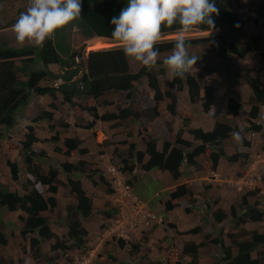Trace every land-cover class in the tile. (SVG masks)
Listing matches in <instances>:
<instances>
[{"label": "trees", "instance_id": "16d2710c", "mask_svg": "<svg viewBox=\"0 0 264 264\" xmlns=\"http://www.w3.org/2000/svg\"><path fill=\"white\" fill-rule=\"evenodd\" d=\"M5 0H0V3ZM233 0H217L219 15L215 17L216 29H229L234 32H240L243 27V21L240 16L234 13L231 8ZM126 6V0H83L81 18L74 22L73 25L58 31L55 36L45 42L43 47L34 45L22 48L9 47L7 43H0V137L5 132L13 131L18 123L19 117L23 115L26 108L35 98L43 96L54 97L55 93L60 94L63 101L75 106V100L83 98L98 100L107 94H126L125 107L118 108L117 113H104L99 115L94 107H86L76 105L78 110L85 109L92 117L93 121L88 124L87 129H91L96 120L102 122L123 121L132 119L140 132H151L158 128L160 118V105L165 104V111L171 116H177L179 113L180 97L179 93L185 91L188 96L189 104L200 106L201 113L205 117L213 118V108L216 105L214 95V87L207 82L201 84L195 76L187 75L186 79L176 78L172 75L167 81L166 87H160L159 76H165L166 71L160 68L158 73L153 68L146 69L141 67L137 72H132L129 64V58H126L122 47L112 49L89 51L85 55V49L74 50L70 46L71 32L78 30L79 34L86 40L94 38L106 39L114 41L111 38L113 26L110 21L112 17L118 16L120 11ZM162 35H169L179 32V25L170 28H161ZM201 32V31H198ZM191 44L190 48L202 46H215L216 57L222 61L221 70L225 75L227 82L232 83L233 78L242 75L248 90L250 106L248 112V127H234L230 125V121L215 122L211 131H203L202 129H190L189 133L193 139L198 141L197 145L192 144L181 138L180 134L175 136V141L171 143L164 140L161 149H157V139L150 134H146L142 142L145 150L138 151L132 144L128 146L126 156L121 160V169L126 174H131L134 165L128 163L134 159L136 164L140 165L144 171L160 170L168 172L173 180L181 177L180 169H193L187 171L185 175H192L193 171H200L209 168L215 171L220 159L224 158L230 165H236L249 157V150L245 152L237 151L232 155H227L223 149V142L231 138V133L237 130H243V133L256 132L261 133L264 130V124L260 120L262 108H264V81L243 73L236 66L232 57L236 56L243 59L248 54H252L256 59L264 61V52H261L260 37L252 35L244 39L240 43L237 37L231 41H226L222 35L217 34L210 37H201L193 39H185ZM176 40L158 42L156 48L160 55L171 52ZM78 57L81 64L76 69L69 70L65 73V83L58 89L47 85H41L47 81L53 80L57 75L49 70L50 65H58L61 68L71 67L74 65V59ZM19 62L18 66L16 63ZM159 66H164L162 62ZM157 67V66H156ZM80 68L85 70L80 79L71 81L72 77L77 75ZM208 74L214 72L216 68L209 65L205 68ZM22 75L23 79H20ZM146 79L147 89H138V84ZM223 79V80H225ZM231 80V81H230ZM152 91V98L150 97ZM135 95L137 98L135 99ZM151 98L149 105L145 104V100ZM107 105V103H105ZM53 107V106H52ZM242 104L234 98H228L226 119L233 120L239 116L242 111ZM52 114L46 111H39L32 121V124L26 127L27 133L22 142V156L26 171L34 178V182H28L24 185L26 193L18 194L0 183V209H6L8 212L20 211L19 219L23 226L20 235L23 239H28L30 255L33 258L41 257L44 262H59L63 258H67L68 264H77L74 259L67 255L69 251H76L78 258H85L89 251L87 236L88 230L82 225V220L92 216L93 200L87 196L86 190L83 188L80 180L73 177L75 174H86L93 187L99 184L108 187L107 181L103 176H99L98 181L93 179V175L97 171L86 172L85 162L79 161L76 164L61 163L58 167H49L47 172H43L40 163H34L33 159H42L44 154H37L32 151V144L37 143L35 137L34 124L41 120H50ZM188 123V118L184 119ZM159 130V129H158ZM264 136V134H263ZM243 137L242 146L250 147V141ZM57 137L52 138L56 141ZM264 143V137H263ZM80 141L77 138H67L63 141L65 148L64 155L71 156L74 153L85 155L87 151L80 148ZM206 150H210L207 160L204 163L197 162L198 158L205 155ZM60 152V150H58ZM147 160L144 162V158ZM12 180L19 177V167L16 162L7 161ZM204 167V168H203ZM63 172L67 175V187L69 193L73 196L75 202L66 208L63 217V227L66 234L58 237L50 228L49 221L42 215L46 211H54L57 208V202L54 195L57 192L60 181L58 175ZM264 183V172L262 175ZM50 194L47 198L43 196L44 192ZM108 192H110L108 190ZM186 199L193 203V194L185 185H179L169 195V200L164 204L166 211L174 208L172 201ZM187 213L190 210L187 208ZM238 208L231 207L229 215L234 222L235 227L247 223H258L264 219V211L259 209L257 205H249L246 197H242ZM151 210H154L152 207ZM114 211H105V218H110ZM1 213V212H0ZM215 222L222 223L227 214L221 210L213 213ZM3 223L0 221V246H6L8 238L5 235ZM104 224L101 225V228ZM176 233V230L171 229ZM199 229H193V233ZM239 237V240H238ZM232 244L236 250V255H232L231 247H225L221 241L220 244L223 251V258L217 264H264V232L258 230L246 231L236 236ZM241 239V240H240ZM49 243L48 253L43 252V246ZM135 252L139 249V245L134 240L130 242ZM180 242L177 241V244ZM176 244V243H175ZM119 249L126 247V241L120 240L117 243ZM201 245L185 244L181 251L177 247H173L171 253L167 256V263L162 264H179V255L191 257L190 262L180 264H198V249ZM49 253L55 254L49 257ZM254 254V257L252 256ZM3 259H0L2 264ZM122 264V263H119ZM150 264H160L152 261Z\"/></svg>", "mask_w": 264, "mask_h": 264}, {"label": "rangeland", "instance_id": "374dc122", "mask_svg": "<svg viewBox=\"0 0 264 264\" xmlns=\"http://www.w3.org/2000/svg\"><path fill=\"white\" fill-rule=\"evenodd\" d=\"M28 7V0H5L0 3V43H7L9 47L22 48L28 47L30 44H19L15 39V33L13 31V23L16 22L19 15L26 11ZM231 10L238 14L243 21V27L240 32H234L229 29H217L213 35L220 34L226 41H231L234 37H237L241 42L247 37L252 35H258L260 37L259 44L261 45V52H264V0H233ZM212 35V36H213ZM208 37L204 32L194 31L192 33L176 32L169 35H161L159 42L183 39H193ZM102 46L96 50L112 49L115 47H122L118 42L110 41L106 39L94 38L91 40L84 39L78 32L73 30L71 32L70 46L74 50L85 49V52H89L94 47ZM190 52H194L201 56V59L197 61L195 69L191 71V75L195 76L198 81L203 84L207 82L209 85L214 87V95L216 98V105L213 108V118H207L201 113V107L189 104L188 96L185 91L179 93L180 105L179 113L177 116H171L165 111V104L160 105V118L158 128L151 132H147L157 139V143L160 148L164 140H168L173 143L177 134L181 135V138L197 145L199 142L195 141L190 135V129L200 128L203 131H211L214 127L215 122H226L230 121L231 126L247 128L248 127V112L250 106L249 101V90L242 78V75L237 78H233L230 82H227L225 75L219 69L222 61L216 57L215 46H202L193 47L189 49ZM169 53L162 54L159 57V62H162ZM233 63L238 66L243 73L257 79L260 82L264 81V61L256 59L252 54H248L243 59L236 56L232 57ZM158 62V63H159ZM154 66L153 71L158 73L160 68H164L166 71L165 76H159L160 87L165 88L168 80L171 79L172 74L167 70L165 66ZM18 66L19 62L16 63ZM129 64L132 72H137L142 65L129 58ZM216 68V70L208 74L205 70L207 66ZM20 79H23L22 75H19ZM225 79V80H223ZM228 85L225 89V82ZM52 80L42 85L50 86ZM138 89H147L146 79H143L138 84ZM152 98V91L150 92ZM126 94H107L104 97L91 101L90 99H82L81 102L86 107H101L103 101H107V111L109 113H117L118 108L125 107ZM137 95H135V99ZM151 98L145 100V104L151 103ZM228 98H234L237 102L242 104V111L239 116L233 120H227L223 108L227 107ZM48 100V101H47ZM47 100H44L41 106L38 107L34 113H28V120L32 122L37 113L41 110L51 112L53 117L50 121H40L36 123L39 129L42 131L40 144L47 143V150H44L40 145L34 149L36 151L43 150L46 153L44 159L38 160V163L44 165L42 167L43 172H47L50 165L56 168L61 163L70 161L67 156L64 155L63 140L66 138H77L80 141V148L85 149L87 153L80 155L74 153L72 155L74 159L79 161H85L86 171H97L93 177H97L100 174H104V171L109 167V158L111 163L120 168V161L126 156L128 146L121 138H116L113 128L108 132L107 138L113 141L112 147L106 149L103 146L102 137L96 132L88 136L79 135V131L84 129V126L88 124L83 110H78L77 107L66 104L62 97L57 94L54 97L49 96ZM77 103V102H76ZM226 105V106H225ZM39 106V105H38ZM53 106V107H52ZM24 114V112H23ZM88 115V114H87ZM89 116V115H88ZM31 117H33L31 119ZM188 118V123L184 119ZM260 120L264 124V108L261 111ZM42 122V123H41ZM125 123V124H124ZM123 125V132L130 133L135 136L136 141L142 143L143 137L147 134L140 132L138 127L134 126V121H115L113 127ZM132 125L134 127H132ZM52 126V127H51ZM129 126V127H128ZM121 127V126H120ZM136 127V128H135ZM159 129V130H158ZM240 131V130H239ZM244 129L241 130L242 137L250 141V147L245 148L241 142L235 141L232 136L228 140L223 142V149L226 154L231 155L237 151L245 152L249 150V157L243 161L238 162L236 165H230L226 161L218 166L215 171L209 168H204L200 171H193L192 175H185L187 171L193 169H180L182 174L178 180H173L171 175L168 176V180L159 181L156 178H151L150 175L138 178L136 173H131L130 177L135 178L133 184V192L135 195L142 198L143 203L145 201L154 202L152 203L153 208L156 209L160 215H165L160 211L159 199H166V187H177L179 185H185L188 190L193 194V203L186 199H181L182 204L176 208L172 213H166L165 222L161 224H155L152 228H146L144 232L138 235L139 249L135 252L133 247L126 246L124 249H120L117 246V242L114 238H109L108 234L105 233L101 225L106 222V218L103 216L105 211H110V206L106 202L108 198L109 188L105 185L99 184L97 187H93L85 178L82 181L85 182L87 189L86 193L93 200L94 207L92 216L86 220H82V225L89 228L91 238L86 239L87 243L94 249V255L91 256V260L87 264H150L152 261L167 263V256L171 253L173 247H177L178 251H181L185 244L195 243V240L202 243V247L198 252V263L199 264H217L223 258V251L219 246L211 241L212 236L207 235V230L212 226L213 231L221 229V238L224 240L225 247H231L232 251L235 250L233 247L234 240L237 241L236 236L242 233V230L254 231L258 230L264 232V219L259 223H247L239 227H235L229 212L231 207L240 212L238 205L242 197H246L249 205H257L259 209L264 211V183L259 179L258 175L261 176L264 171V143L263 134L264 130L259 134L256 132L243 133ZM27 131L21 128H16L14 131L5 132L0 137V183L9 188L11 191L18 194H23V182L25 174L22 171V176L18 180H12L10 176L9 167L7 161H19L22 154L20 150L19 141L24 139L23 136ZM254 134V136H252ZM53 137H58L55 142L51 141ZM102 141V143H101ZM58 144L62 145L61 153L57 154L52 151L54 148H58ZM248 149V150H247ZM210 150H206L205 155L198 158L197 162L204 163L207 160V156ZM111 156V157H110ZM71 157V156H69ZM99 161V163L96 162ZM88 161V162H87ZM76 163V162H71ZM86 174L83 175L85 177ZM127 176V174H126ZM60 185L58 186V207L56 211H47L43 213L50 224L51 230L60 238L66 234V229L63 227V217L66 213V208L69 204L74 203L73 196L69 193V189L64 185L65 175L60 176ZM243 180V182H242ZM97 181V180H96ZM110 185V184H109ZM44 197L50 196L45 191ZM157 196V197H156ZM154 200V201H152ZM191 205L193 208L192 214H187L185 211L186 205ZM188 208V206H187ZM191 208V209H192ZM217 209L225 212L227 218L221 223L217 224L212 218V213ZM0 221L5 235L8 238L6 246H0V259H3L2 264H68L67 258L59 260V262H44L41 257L33 258L30 255L29 241L23 239L20 235L21 227L23 226L20 221V215H23L20 211L8 212L6 209H0ZM102 214V215H101ZM200 227V228H199ZM216 227L218 229H216ZM175 229L176 233L172 232L171 229ZM193 229H199L200 234L195 232ZM210 231V229L208 230ZM93 235V237H92ZM215 236V235H214ZM239 240V237H238ZM241 240V239H240ZM177 241L180 243L177 244ZM176 243V244H175ZM49 243H45L43 246V252L48 253ZM173 251V250H172ZM69 258H73L74 261L81 262V258H78V253L74 251L67 252ZM49 257H53L55 254L49 253ZM188 262V258L184 255H179L180 262ZM200 261V262H199Z\"/></svg>", "mask_w": 264, "mask_h": 264}, {"label": "clouds", "instance_id": "9594fccd", "mask_svg": "<svg viewBox=\"0 0 264 264\" xmlns=\"http://www.w3.org/2000/svg\"><path fill=\"white\" fill-rule=\"evenodd\" d=\"M82 5H83V0H28V7L26 8V11L22 12L19 15L15 24L13 25V31L15 33V39H16L17 43H19L21 45L27 43V44H30L31 46L34 45L36 47H43L45 42L48 40H51L58 31L63 30L70 25H73L74 22H76L77 20H79L81 18ZM219 11L220 10L217 7V0H126V6L120 11L118 16L112 17V19L110 21L111 25L113 26V29L111 32V38L115 42H118L122 46V51H123L126 58H130V59L134 60L135 62L139 63L140 65H142L146 69H151L152 67L156 66L157 63L159 62L160 53H159L158 49L156 48V45L158 44L160 37L162 35V32H161L162 26L165 28H170L174 25H179V31L182 33L188 34V33L194 32V31H201V32H204L208 37H210L213 35V33L215 31H217L216 23H215V17H218ZM190 47H191V44L189 41H186L183 38L177 39L175 44H174V47L172 48V50L170 52V54L167 55V57L164 58L162 61L163 65L167 68V70L176 78L186 79L187 75H189L191 73V71L193 69H195V65L197 64V61H199L201 59L200 55H197L194 52L189 51ZM102 50H105V49H102ZM96 51H98V50H96ZM87 53L88 52H85V55ZM59 69H61L60 66H58L57 70L55 71V75ZM73 77H72V79H73ZM55 79H53L52 82ZM72 79H71V81H76V80L80 79V77L78 79L76 78L75 80H72ZM48 82L49 81H47L45 83H48ZM42 84H44V83L42 82L41 85ZM50 87H52V83L50 84ZM57 94L58 93H55L56 96H57ZM83 99H86V98H83ZM81 100H75V104L76 105L81 104V106L83 107V106H85V104L82 103ZM66 104H68V103H66ZM76 105H75V107H77ZM93 107L96 108V111L98 113L97 107L95 105H93ZM77 109H78V107H77ZM226 109H227V107H226ZM84 111L91 118L90 121H87L89 124L90 122L93 121V119H92L91 115L86 110H84ZM46 112H48V111H46ZM49 113H51V112H49ZM52 117H53V115H52ZM50 120H41V121H50ZM97 121H99V120H96L93 123L91 129H87L88 124L84 126V129L85 130H93ZM31 124H32V122L30 121L28 124L23 126L21 124V122H19V124L16 128L19 127L21 129H24L25 131H27L26 127L31 125ZM34 126H35V124H34ZM231 136L237 142H242V140H243V137L241 135V131H239V130L233 131L231 133ZM252 136H254V134ZM36 138L38 139L37 143H40V140L43 142L42 139H40L38 137H36ZM24 139L22 141H19L20 150H22V142L24 141ZM53 142H55V141H53ZM37 143L32 144V146H31L32 151L34 153L39 154V155L41 153L44 154L43 157H40V158L44 159L46 156V153L43 150L36 151L34 149L36 146L33 147ZM135 147L137 149V146H135ZM143 149L145 150V146L143 147ZM138 151H141V150H138ZM54 152L57 154H60L61 150H60V152L59 151H54ZM67 157H69V156H67ZM145 158H147V157H145ZM145 158H144V162L147 160V159L145 160ZM36 159L37 158L33 159L34 163H38V160H36ZM222 159H224V158H222ZM39 160H41V159H39ZM14 162H16L18 164V167H19L18 179L21 178L22 171L25 174V177L23 179L24 182L22 183L23 184V194H24V193H26L24 185L27 186V183L30 181L34 182V178L26 171L25 165L23 163V156H21L19 161L17 160ZM64 163L76 164L77 162L71 163L69 161H66ZM128 163L129 164L132 163L134 165V170L132 173H134L137 168L141 169L140 165L136 164L134 159H131ZM41 166L43 167L44 165H41ZM50 166H52V165H50ZM110 167H115L122 172V175H123L122 176V182L129 187L131 194L143 203L142 198L135 195L133 192V184H134L135 178L130 177L129 174H127V176H126V173H124L121 169V164H120V168H118L114 164L109 165V167L106 169V171H104V174H100V176H103L106 179L107 184H108V188L110 191L108 193V198H107L106 202L108 203V205L111 208L110 211H114L113 215L110 218H106L105 219L106 222L102 223V224H104L103 230L105 231L106 234H108L107 231L109 230V228L111 226V220H113L117 216V210L114 207V205L112 204V202H113V194L117 191L118 185L113 183L112 177L110 176V173H108V169ZM141 170H143V169H141ZM85 171H86V169H85ZM151 171H153V170H151ZM86 172H88V171H86ZM144 172H147V174H148V172H150V171H144ZM161 172H163V171H161ZM164 172L168 173L166 171H164ZM263 172L264 171H262L261 176L258 175V177H260L259 179L261 181H262ZM62 174H64V173L60 172L58 175L59 181H60V176ZM64 175H65L64 185L67 187V185H66L67 175L66 174H64ZM83 175H84V173L83 174H77V175L73 174L72 176L75 178H78L80 180L81 184H82V178H85L90 183V181L88 180L86 175H85V177H83ZM97 178L99 179V177H97ZM171 178H172V176H171ZM93 179L95 181L96 180L98 181V179H96L94 177H93ZM82 186H83V184H82ZM166 189H167L166 190V193H167L166 199H164V200L159 199L160 211L163 212L165 215H161V214L159 215L157 213L156 209L153 208L154 206H152V203H154V202L151 203L149 201L148 202L145 201L143 203L144 206H146L147 210H149L154 215L155 219L151 221L150 225L142 227V230L139 233H136L131 240L139 242L138 241L139 240L138 235L141 232H144V230L146 228L150 229L155 224H161L163 221L165 222V219L167 218L166 213H172L176 208H179V206L182 209H184L180 205L182 203H181V201H179L181 199H179V200L172 201V203L175 206L171 211H166L164 204L166 203V201L169 200V195L176 189V187L172 188V185H171V187L168 186V188L166 187ZM57 194H58V189H57L56 194L54 195L55 199H56ZM87 196H89V195L87 194ZM73 201L75 202L74 198H73ZM152 201H154V200H152ZM56 202H57V200H56ZM69 205H71V204H69ZM94 206L95 205L93 203V207ZM57 207H58V204H57ZM151 207L154 210H151L150 209ZM191 208H192V206L189 205L188 206V209L190 210L189 213H187V210L185 208V211L187 214H192L194 212L193 208L192 209ZM217 210H219V209H217ZM43 213H45V212H43ZM43 213H42V215H43ZM104 213H103V216L105 217ZM212 218H213V213H212ZM213 220H214V218H213ZM215 223H217V222H215ZM217 224H221V223H217ZM209 229H210V231H208ZM209 229H204V230H207L208 236H212L211 241L214 243V245L216 244L217 246L220 247V244H218L216 242L221 241V240H222V242L224 241L220 236L221 235V229H218L216 227V229H218V232L214 230L213 234H212V229H213L212 226ZM197 233L200 234V230ZM108 236H109V238H114L117 243H118V241L123 240V239H117L115 236H111L109 234H108ZM131 240L126 241V246L131 247V245H130ZM192 244H195V243H192ZM195 245H201V247H202V243H198ZM200 248L198 249V252H199ZM220 249H221V247H220ZM232 255L233 256L236 255V250H233ZM252 256L254 257V254H252ZM187 258L189 260L188 262H190L191 257H187ZM197 260H198V257H197Z\"/></svg>", "mask_w": 264, "mask_h": 264}, {"label": "built area", "instance_id": "2783aa9c", "mask_svg": "<svg viewBox=\"0 0 264 264\" xmlns=\"http://www.w3.org/2000/svg\"><path fill=\"white\" fill-rule=\"evenodd\" d=\"M81 64L78 57L74 59V65L71 67H64L56 73L57 78L52 82V87L58 89L65 83L64 75L72 69H76ZM85 72L80 68L77 75L72 80L78 79ZM108 173L112 177L113 183L118 185L117 191L113 194L112 204L117 210V216L111 220V226L107 233L115 236L117 239L125 241L131 240L136 233L142 230V227L150 225L151 221L155 219L154 215L147 210L146 206L139 201L130 192L129 187L122 182V172L115 168L110 167ZM243 182V180H242Z\"/></svg>", "mask_w": 264, "mask_h": 264}, {"label": "crops", "instance_id": "0c3cea01", "mask_svg": "<svg viewBox=\"0 0 264 264\" xmlns=\"http://www.w3.org/2000/svg\"><path fill=\"white\" fill-rule=\"evenodd\" d=\"M13 24H15V23H13ZM31 46V45H30ZM101 50V49H100ZM92 51H96V50H93L92 49ZM57 68H58V66L57 65H50L49 66V70L52 72V73H54L55 74V71L57 70ZM225 82V86H224V88L226 89L227 88V90H228V83L226 82V81H224ZM112 94V93H111ZM114 95V94H113ZM47 97H49V96H43V97H41V98H35V99H33L32 100V102H31V104L26 108V111H24V114L21 116V117H19V122H21V124L24 126V125H26V124H28L29 122H30V119L28 120V113H34V112H36L37 111V109H38V107H40V105L41 106H44V105H42L43 103V101L44 100H47ZM48 101V100H47ZM105 103H107V101H103L102 102V104L104 105V107L103 106H101V107H98L97 106V110H98V114L99 115H101V114H104V113H106V112H108L109 113V111H107L108 109H107V107L110 105V104H108V105H105ZM39 105V106H38ZM226 106V105H225ZM223 110L224 111H226V107L225 108H223ZM85 116V118H86V120L87 121H90L91 120V118L87 115V114H85L84 115ZM33 117H31V119H32ZM128 121H132V119H127V120H123V122H128ZM43 122V121H42ZM41 122V123H42ZM114 122L115 121H112V122H102V121H97L96 122V124H95V126H94V128H93V130H85V129H82V131H79L80 133H79V135H82L83 134V136H88L89 134H91V135H93L95 132H96V134L98 133L101 137H102V140H103V143H102V141H101V143L103 144V146H105L106 147V149L108 150V148H111L113 145H112V143H113V141H110V138L111 137H113V136H115L116 138H121V139H123L124 138V142L126 143V145H124V146H128L129 144H133V145H135V146H137V149L138 150H141V151H143L144 149H143V147H144V145H143V143H139V141L137 142L136 141V139H135V136L134 135H132V134H130V133H127V132H123V130H124V128H123V125L125 124H122V125H120V126H118V128H116L115 129V127H113V126H115V125H113L114 124ZM19 124V123H18ZM113 125V126H112ZM18 126V125H17ZM134 126H136V124H134ZM133 125H132V127H134ZM129 127V126H128ZM137 127V126H136ZM135 127V128H136ZM111 128H113L115 131H113V134H115V135H113V136H111L110 138H107L106 136L108 135V132L110 131V129ZM35 136L36 137H38V138H42L41 137V133H42V131L39 129V127L37 126V125H35ZM139 130V129H138ZM82 133V134H81ZM37 145H40L44 150H47V147H46V145H47V143H43V144H40V143H37V144H35L33 147H35V146H37ZM58 148H54L52 151H58V150H61V148H62V145H60V144H58ZM157 149H159L160 150V145L157 143ZM72 155H74V154H72ZM71 155V157H68L69 158V162H77L75 159H74V157ZM111 157V156H110ZM111 159H112V157H111ZM111 159L109 158V165H112L113 163H111ZM147 158H145V160H146ZM88 162V161H87ZM96 162L97 163H99V161L98 160H96ZM225 162V160L224 159H221L220 161H219V164L221 165L222 163H224ZM134 173H136V175H137V177L138 178H140V177H143V176H147V172H144L143 170H141V169H139V168H137L136 170H135V172ZM148 175H150L151 176V178L153 179V178H156L157 180H159V181H163L164 182V180H168L167 178H168V176H169V174L168 173H165V172H161V171H159V170H153V171H150V172H148ZM61 178V177H60ZM169 178H171V177H169ZM82 184H83V187H84V189H87V186H86V184H85V182L84 181H82ZM58 195V194H57ZM57 195H56V200H57ZM107 200V199H106ZM57 204H58V200H57ZM86 228V227H85ZM87 230H88V236H87V239H92L91 238V233H90V230H89V228H86ZM92 237H93V235H92ZM93 240V239H92ZM199 242L198 241H196L195 240V244H198ZM88 247H89V251L87 252V255L85 256V258H83L82 260H81V262H79V261H76V263L77 264H87L88 263V261L89 260H91L90 258H91V256L92 255H94V249L90 246V243H88ZM200 262V261H199Z\"/></svg>", "mask_w": 264, "mask_h": 264}, {"label": "bare ground", "instance_id": "6f19581e", "mask_svg": "<svg viewBox=\"0 0 264 264\" xmlns=\"http://www.w3.org/2000/svg\"><path fill=\"white\" fill-rule=\"evenodd\" d=\"M98 46V45H97ZM100 47H102V46H98V47H94V48H92L93 50H96V49H99Z\"/></svg>", "mask_w": 264, "mask_h": 264}]
</instances>
